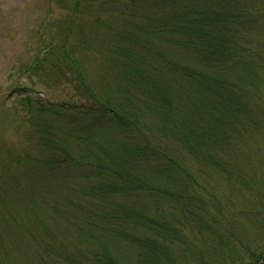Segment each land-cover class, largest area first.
Wrapping results in <instances>:
<instances>
[{
	"label": "trees",
	"instance_id": "trees-1",
	"mask_svg": "<svg viewBox=\"0 0 264 264\" xmlns=\"http://www.w3.org/2000/svg\"><path fill=\"white\" fill-rule=\"evenodd\" d=\"M48 1L25 46L46 92L13 89L39 148L12 177L0 146V247L23 237L25 264H261L264 0ZM47 201L74 254L49 247ZM161 201L179 210L156 219Z\"/></svg>",
	"mask_w": 264,
	"mask_h": 264
},
{
	"label": "rangeland",
	"instance_id": "rangeland-1",
	"mask_svg": "<svg viewBox=\"0 0 264 264\" xmlns=\"http://www.w3.org/2000/svg\"><path fill=\"white\" fill-rule=\"evenodd\" d=\"M68 1L70 4L71 0ZM61 4V0H59L57 6L62 10ZM58 13L59 11L57 9H51L48 0H0V146L7 145L3 148V151H6V149H13V156L18 160L14 163H10L14 164L11 166L12 177L17 175V170L22 165L21 162L24 161L29 146L39 148V143L36 144V139L34 137L29 139L26 137V134L24 135L25 125L23 124V119L26 112L23 107V104H25L23 100L26 98V95H16L13 89L17 84L23 89V92L24 89L31 93L33 90H36L33 96H39V93L46 92L40 91L41 87H38L36 83L33 84V81L39 79V75L34 76L33 73H31L34 78L32 81L28 80L32 77L29 75V71L31 72V70L28 65L31 62V54L33 51L29 48H25L28 40L27 38L39 19L43 21L48 18L47 16H57ZM55 21L56 18L53 17L51 22L54 23ZM81 22H83V20L78 21V23ZM94 26L95 24L92 19L87 21V28L84 30L89 31V33H84L85 36H77L79 38H76L74 42L82 46V41H86L85 48L87 49V45L91 44L90 35ZM96 38L95 36L94 39L96 40ZM93 51L97 53L95 49ZM81 58L84 60L86 68L94 74L101 72V69L105 66V64L102 66L101 60L98 59V68L97 58L89 59L85 53L81 54ZM34 73H38V71ZM50 97L51 95L45 96L46 99ZM34 156L30 158L32 159ZM1 158L4 157L2 156ZM1 161L3 162V160ZM3 186L4 183L0 182V189H2ZM43 194L44 192L42 191L41 196ZM218 196L219 199L223 200L224 195L219 194ZM43 202L44 200H41V203ZM171 202L172 201H167V204L165 201H161L157 204L151 202L150 205L148 203L150 214L156 219L160 217L163 219L164 216L167 215L173 217V214H176L179 208L177 204L172 205ZM167 207L169 210H164ZM174 207L176 208L174 209ZM156 208H159V210H155ZM51 210H56V202L47 201L44 210H40L38 213V218L44 220L46 225L53 229V233L56 236L54 241L49 243V247L64 241L66 245L63 244V246H67L70 252L74 254L77 250V246H71L74 245V241L68 237L72 233L65 236L61 229L70 228V230L74 232V223L71 224L70 221L63 220L62 218L57 220L59 221L58 224L55 223ZM174 216L176 217V215ZM37 224L38 221L34 218L32 227ZM23 247V237L16 241L13 246L0 247V257L3 261L0 260V264H25L26 258L18 254Z\"/></svg>",
	"mask_w": 264,
	"mask_h": 264
},
{
	"label": "water",
	"instance_id": "water-1",
	"mask_svg": "<svg viewBox=\"0 0 264 264\" xmlns=\"http://www.w3.org/2000/svg\"><path fill=\"white\" fill-rule=\"evenodd\" d=\"M262 264H264V258H263V262H262Z\"/></svg>",
	"mask_w": 264,
	"mask_h": 264
}]
</instances>
